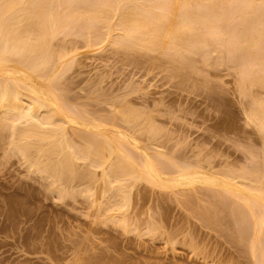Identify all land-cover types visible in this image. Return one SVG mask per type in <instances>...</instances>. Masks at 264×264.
<instances>
[{
	"label": "rangeland",
	"instance_id": "374dc122",
	"mask_svg": "<svg viewBox=\"0 0 264 264\" xmlns=\"http://www.w3.org/2000/svg\"><path fill=\"white\" fill-rule=\"evenodd\" d=\"M226 8L232 10L233 5ZM132 37L125 35L121 44L114 42L113 36V40L110 37L87 46V37L79 32L58 35L51 42V49L55 54L58 51L66 55L58 63L59 58L54 55L50 60L52 68L51 63L44 68L52 69L45 71L46 78L54 74L47 83L50 87H45L48 91L40 89L46 84L45 77L40 84L34 75L28 78L12 73L39 90L46 101L65 108L64 113L49 117L48 107L37 111L31 106L37 111H33L35 117L41 115L42 120L47 118L45 121L49 117L48 123L40 126L42 130L61 125L68 144L78 151H87L85 159L79 157L74 162L76 170L85 172L94 165L96 156L107 153L100 148L104 141L101 133L113 138L122 132L131 140L137 139L138 150L145 153L148 164L157 171L164 169L168 177L175 169L173 164L188 161L206 170L201 169L202 172L215 174V178L222 176L231 184L242 182V178L236 181L235 177L247 175L255 168L263 177L255 181L264 182V131L249 117L251 97L262 101L264 90L242 88L247 84L240 81L236 62L225 54L221 58L222 53L218 57L221 54L212 45L209 46L214 50L200 46L202 49L198 48L195 55L185 54L180 60L167 51L135 48L130 44ZM49 92L58 98L56 104ZM22 105L30 108L28 102ZM127 108L139 113L137 125L121 120ZM68 109L75 117L67 113L75 119L65 116ZM43 112L47 117L43 118ZM25 125V119L16 121V129ZM150 126L154 131L147 133ZM89 138L99 148L92 150L86 143ZM53 141L54 138L48 142ZM27 142L31 139L16 133L12 136L8 127L0 130V264H254L260 260L251 258L249 245L254 236L263 239L260 243L264 245V222L262 228L258 227L260 231L257 227V232L252 230L253 220L248 213L245 215L247 209L238 199L239 191L227 194L219 186L212 188L198 182L192 186L166 184L162 188L145 180L128 182L133 189L126 191L127 182L120 181V187L115 185L114 177L105 180L111 181L110 185L103 182L100 167H91L88 171L94 173L90 177L56 179L50 176L55 171L41 170L48 157L39 154L40 157L37 146H29L27 154L20 151ZM122 166L131 168L128 162ZM160 173L158 177L165 181L166 175ZM248 180L243 183L256 185ZM112 202L117 207H111ZM230 204L234 208L238 204L239 212L245 211L234 218L229 214V208L234 209ZM240 227L243 240L237 237ZM245 230L249 231L248 236ZM263 256L264 251V262Z\"/></svg>",
	"mask_w": 264,
	"mask_h": 264
},
{
	"label": "bare ground",
	"instance_id": "6f19581e",
	"mask_svg": "<svg viewBox=\"0 0 264 264\" xmlns=\"http://www.w3.org/2000/svg\"><path fill=\"white\" fill-rule=\"evenodd\" d=\"M229 5H233L232 10H229L231 8H226L229 7ZM66 32H79L85 35L87 37V46H93L103 40L110 39V37L112 40L115 38L114 42L116 41L117 44H121L124 41L121 42L122 37L124 38L125 35L132 34V40L129 42L135 48H142L147 51L151 50L150 52L159 51L165 53L167 51L166 53L170 52L174 54H171L172 56L176 57L177 55L179 58L185 54L195 55L194 53L198 48H201L200 46H204L203 48L205 49L211 48L209 45H212L215 50L213 47L211 50L215 52L217 50L220 54H223L222 56V54L219 55L217 53L219 55H217L218 57L222 56L221 58L224 59L225 54L227 57L231 58V61L238 62L237 64L235 63V65L240 73V81L242 84H247L242 88L246 87L247 89V86L248 88L259 87L264 90V0H0V130L2 129L3 131V128L6 129V127H8L12 136L16 133V136L31 139V142L24 143L25 145L21 146L22 148L20 151L22 153L27 154L31 147L37 146L38 155L41 154V156L48 157V161L45 162L47 164L44 166L41 165V170L46 173L51 170L55 171V174H51L50 176L56 179L62 177L61 179L65 178L64 180H73L74 178H80V175H83V177H90L93 171L91 170L92 172L90 174L88 170L92 169L91 167H100V177L104 179L103 182H107L105 180H107L108 177H114L117 183L115 185H118V187H120V181L129 184L128 182L145 180V182L147 181L149 184L159 185L162 186V188H165L167 185L171 187L178 186L180 183H183L184 186H189L198 182V184L219 186L223 188V191L227 194H231L233 190L239 191L240 196H238V199L247 209V212L245 210L242 211H245V215L248 213L249 216L252 217V219H250L253 220L252 230H256L255 232H257L255 227H261L264 222V182H260L262 180L259 182L258 180L255 181V178L258 179L257 177H261V175L255 171V168L254 170H252L253 168L249 169L252 171H249L247 175L240 174L241 176L234 177L235 180L238 178L237 180L239 181V178H242L243 181L248 178L249 182H255L257 186L244 184L243 181L231 184L228 182V179L222 176L215 178L216 176L213 177L215 174L210 175L211 173L207 174V172H202V170H206L202 169L201 166L197 164L192 165L193 162L188 164V161H183L182 165L181 163H178L179 165L173 164L175 167V172L174 170L172 171L174 175L172 174L171 177H168L165 173L167 171L164 169L157 171V167V169H155V167H152V164H148L147 161L149 160L148 158L146 159L145 153L143 152L144 154H142V151L140 150V152L138 150V145L136 143L137 139L135 140L133 138L135 141L133 139L131 140L126 134L117 132L115 133L116 137L114 136L113 138H110L108 134L105 135L101 133L100 136L103 137L104 141L100 144V148L102 150H107V153L96 156L93 161V166L88 162L91 167L87 166L85 168L88 169L89 167V169L85 171L86 173L84 169L83 171L80 170V172L77 171L78 169L76 170L74 162H76L79 157L85 159L86 157L83 156L86 155L85 153L87 151H78V149H74L70 145V142L68 144V137H66L67 140H65L64 135L66 136V134H64V128H60L62 127L61 125L58 126V128L52 129L42 130V127L40 128L43 123L45 124L49 120V117L54 116L53 114L57 115V113H64L63 111H65V108L56 104L58 98L55 99V95L51 94L52 92H49L48 95L49 98L51 95L52 100L53 98L55 99L53 103L56 105L46 101L39 90L36 91L32 89L29 85L24 83V81L15 77H18V74H21V76L25 74L29 76L28 78L34 75L35 78L41 81L40 84H42V79L44 77L46 78L47 74L45 73L47 70H44V68H49V63H51L50 68L53 66V63L50 62V60L53 59L52 57L55 55V59L56 57L59 58V61L56 60L58 63L62 56L66 55V53H63L65 55L59 54L58 51H56L57 54H55V50L53 51L51 49L53 46L51 45L53 39ZM205 51L209 52L210 50L208 51V49H206ZM216 61H218L217 58ZM219 61L221 60L219 59ZM251 61H253V64H255V61L256 64L257 62L258 64L254 66ZM41 70L44 71L42 74L45 76L39 79V77L42 76ZM49 70L47 72H49ZM13 71L17 73L15 76L12 74ZM26 76L22 78H27ZM48 76L50 75H47L48 81L47 78H44V82L46 81L45 86L43 85L44 87L39 84L43 87L41 88L39 86L41 90H45V87H50L47 83H50L54 74L52 77L50 76V78ZM49 79L51 80L49 81ZM45 91H48V89ZM49 91L52 90L49 89ZM249 95L250 94H248V96ZM23 97L28 98L29 101H25ZM251 99L252 104L249 108V117L256 120L258 127L262 128L261 130L264 131V96L261 98V103L259 100L253 99V97H251ZM25 102H28L30 108L26 109L22 105V103L24 104ZM31 106L36 109H43L45 106L46 108L48 107V111L50 112V114H48L47 111V114L50 115L48 120L45 121L47 119L45 118L47 117L46 111L43 112L45 113L43 116L45 122L42 120L41 115L38 117L36 115V118L34 116L35 114H33L35 109L32 110ZM67 112H70L75 117L74 113L69 111V109L66 111L67 115L65 116L71 115ZM138 114L139 113L131 109L126 110V112L122 114L121 120L124 123L135 126L138 124ZM40 116L42 122L38 120ZM71 116L67 118H72L73 116ZM74 117L72 120L75 119ZM22 119H25L26 125L23 128L16 129L18 127L16 126V121ZM95 121L97 120L95 119ZM95 121L93 120V122ZM73 122L74 121H72V124H74ZM52 123L49 121V124ZM153 131L154 129L150 126L147 133ZM127 134L129 135V132ZM152 134L153 133H151V135ZM129 136L131 137V135ZM53 138V144H50L48 141ZM89 139L90 140L87 141L84 140L91 146L92 150L97 147L99 148L94 139ZM29 146L31 147L28 148ZM160 153L161 152H159V154ZM159 154L158 156H161ZM49 156H55V158L50 159ZM124 162L130 163L131 168L123 167L122 163L124 164ZM158 172L161 175L164 173L168 178L165 176V181H161L162 179H160V176L158 177ZM210 172H212V170ZM86 174H89V176ZM226 177L230 178L229 175ZM260 179H263V177ZM107 183L110 185L111 181ZM131 184H129V187L127 186L128 188L125 189L126 191L127 189L131 191ZM217 191L216 194H218ZM125 193L128 194L127 192ZM216 194H212V196ZM216 197L218 198L219 196ZM223 198L224 197H222V199ZM115 203L112 204L113 206L111 207L116 206ZM123 205L124 203L122 206ZM231 205L232 204H230V206ZM236 205L235 208L233 207L234 205H232L234 208L232 210L229 208V214L231 213L234 218L242 215V211L239 212L238 210L241 209L239 208L240 206H238V204ZM236 207H238L237 210ZM218 209L220 210V208ZM243 218L246 217L243 216ZM239 222L242 223V221ZM240 223L238 224L239 226ZM250 227L249 229L251 230ZM244 228L247 229L246 226H244ZM248 230L245 231L248 233ZM258 231H260V228H258ZM259 234L261 235V233ZM238 235L237 237L243 240L244 231L241 230V227ZM248 235L249 233L247 236ZM251 240V242L249 240V253L252 256L251 258H255V260L257 257L260 258V260H258L259 262L254 261V264H263L264 262L261 257L262 251L264 250L261 249V247L263 248L264 245L260 243L263 242V239H260V241L254 236ZM257 240H259V242ZM260 245L262 246L260 247Z\"/></svg>",
	"mask_w": 264,
	"mask_h": 264
}]
</instances>
